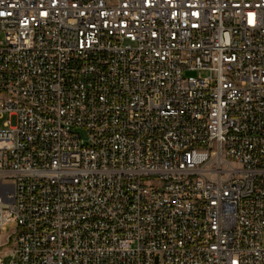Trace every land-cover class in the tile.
<instances>
[{
	"label": "built area",
	"instance_id": "obj_1",
	"mask_svg": "<svg viewBox=\"0 0 264 264\" xmlns=\"http://www.w3.org/2000/svg\"><path fill=\"white\" fill-rule=\"evenodd\" d=\"M0 117V264H264V0H0Z\"/></svg>",
	"mask_w": 264,
	"mask_h": 264
},
{
	"label": "rangeland",
	"instance_id": "obj_2",
	"mask_svg": "<svg viewBox=\"0 0 264 264\" xmlns=\"http://www.w3.org/2000/svg\"><path fill=\"white\" fill-rule=\"evenodd\" d=\"M184 76H186V77H196V74H194V73H186V74H184ZM4 122H5V118L0 117V129H2V125H3ZM13 230H14V225H9L6 228V231H5L4 234L5 235H8ZM261 245H262V247H264V233L261 234ZM4 263L7 264L8 263V260H4Z\"/></svg>",
	"mask_w": 264,
	"mask_h": 264
}]
</instances>
